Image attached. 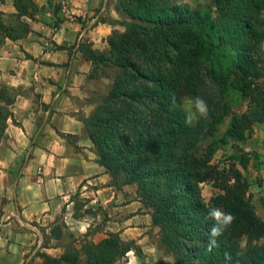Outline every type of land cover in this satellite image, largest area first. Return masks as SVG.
I'll use <instances>...</instances> for the list:
<instances>
[{
	"label": "trees",
	"instance_id": "16d2710c",
	"mask_svg": "<svg viewBox=\"0 0 264 264\" xmlns=\"http://www.w3.org/2000/svg\"><path fill=\"white\" fill-rule=\"evenodd\" d=\"M5 0H0L3 3ZM214 17L199 15L187 3L173 0H117L116 11L123 31L113 30L108 48L82 46L92 63L90 77H110L107 92L101 95L84 120L97 162L109 174L110 184H135L136 196L149 209L151 224L158 227V247L173 256L176 264H264V221L256 214L248 193V182L239 169L229 179L212 205L202 196L200 184L217 178L211 163L217 143L243 142L253 125L264 123V0H210ZM17 16H32L37 7L32 0H12ZM27 24L5 22L0 10V44L17 39ZM209 50L230 64L229 87L245 101V110L232 113L219 139L200 150L201 140L214 136L230 113V102L223 97L222 78L205 66L202 40ZM203 55V56H202ZM107 69H113L108 72ZM175 93L177 106L171 107ZM15 93L0 87V140ZM199 96L207 101V118L185 124L183 98ZM243 167V161L240 162ZM219 185L218 183H215ZM5 200L0 196V217ZM264 207V196L260 198ZM76 204V203H75ZM217 206L235 220L219 238V247L207 251L211 221L208 210ZM77 207V204L76 206ZM59 236V226L51 228ZM245 238L242 247L240 240ZM55 260L76 264H114L127 252L139 249L124 241L119 232H108L98 242L85 240L80 247L66 246ZM225 253L231 259L226 260ZM78 264V263H77Z\"/></svg>",
	"mask_w": 264,
	"mask_h": 264
},
{
	"label": "crops",
	"instance_id": "0c3cea01",
	"mask_svg": "<svg viewBox=\"0 0 264 264\" xmlns=\"http://www.w3.org/2000/svg\"><path fill=\"white\" fill-rule=\"evenodd\" d=\"M32 1L36 11L19 19L12 0L0 3L3 15L13 17L6 23L27 24L23 36L0 44V87L16 95L0 140V194L6 199L0 264H27L38 249L59 257L66 246L80 247L82 239L98 242L110 231L138 246L145 264H164V257L176 264L158 247L159 235L157 241L151 238L148 230L158 227L138 200L135 184H109L85 131L84 120L109 87L102 88L104 78L90 77L92 63L82 46L105 50L111 32L124 30L117 0ZM240 145L256 153L248 171H264V123L254 124ZM254 190L264 195V181ZM76 192L84 201L77 207ZM54 226L59 236L51 233ZM139 255L127 252L130 262Z\"/></svg>",
	"mask_w": 264,
	"mask_h": 264
},
{
	"label": "rangeland",
	"instance_id": "374dc122",
	"mask_svg": "<svg viewBox=\"0 0 264 264\" xmlns=\"http://www.w3.org/2000/svg\"><path fill=\"white\" fill-rule=\"evenodd\" d=\"M173 1H175L177 3H187L191 8L195 9L199 15H204L205 17L209 15V19L204 24H202V26L205 28L208 27V25L210 23V19L214 17V14H215L214 13V7L211 4L210 0H173ZM3 18L6 22H9L12 20L13 17L9 14H5V15H3ZM123 19H125V17H122V20ZM202 45L204 46V50H202L203 55H206L209 58L208 61H205V66L210 70V72L212 74H216L218 77L222 78V84L225 87L224 88L225 90L223 92V97L225 100H227V103L230 102V113L224 117L222 123H220L218 130L216 131L214 136H207L201 140V143L199 146L200 150H204L212 140L219 139L222 136L224 130L226 129V127L228 126V124L230 122L232 113H240L243 110H245V107H246L245 101L239 96V94H237V92L233 91L229 87V83H230L232 76H231V72H230L231 67H230V64L228 63V61L225 58L221 57L220 55L215 54V52H212L211 50H209L210 45H209L207 38L203 37ZM260 52L262 55V59L264 60V42L261 43ZM107 71L111 72V71H113V69H107ZM99 78H104L101 81V85H102L103 89L106 86L107 87L110 86V84H111V78L110 77L102 76ZM259 82L264 87V76L259 79ZM100 97H99V99H100ZM99 99H98V101H99ZM191 101H194V100L191 98H188V97L183 98L181 100L182 107L185 110L187 108H190L191 107V103H190ZM240 144H242V142L233 141V140H228L226 143H217L216 144L217 148L212 155L211 163L216 168L217 178H216L215 182L207 181V182L200 184L202 196H203V199L208 204L212 205V198L221 192L220 185L224 184L225 181H227L229 179V175L231 173L230 171L232 169H239L242 173L243 178H245L249 184L247 191L250 194V200H251V203L254 207V210H255L256 214L258 215V217L264 221V207L260 203V198L264 195L261 196L260 191L255 192V190H254L255 186L262 184V181H264V171H248L247 165L249 163V160H250L251 156H255L256 153L252 152V151H247V152L244 151ZM241 161H243V163H244L243 167L240 165ZM110 182L111 181L109 178V184H110ZM215 183H218L219 185H216ZM111 186H113V185H111ZM113 187L121 188V186H113ZM79 193L80 192H76L73 195V197L77 198L76 204L78 206L79 205L81 206V204H83L84 201L82 199L78 198ZM0 196H1V194H0ZM1 197L5 200V203L2 206L3 214L0 217V223H1L3 216H4V206L6 204V199L3 196H1ZM95 205L96 204L94 203V206ZM216 207L217 206H213V208H216ZM96 210H98V208ZM96 210H90V211L96 212ZM110 212L112 213V216H116V213L112 212V210ZM127 213L131 214V211L126 212L125 214H127ZM136 213H140V211L137 210ZM107 218H108V216H106V219ZM110 218H111V216L109 217V219ZM57 225H59V224H57ZM97 227L98 226L95 224L91 228L94 230ZM148 232H149L151 238L154 241H157L158 238L156 237V235L159 234L158 231L156 232V231H154L153 228H150L148 230ZM85 240H87V239H85ZM85 240L82 239L81 241L84 242ZM77 244H79L78 241H76V245ZM240 244L242 247L245 245V238H242L240 240ZM71 245L75 246L74 243H72ZM133 245L135 247H137V249H138V246H136L134 243H133ZM137 254L139 255L140 252L139 253L137 252ZM140 255H139L140 256L139 258H136L134 261L130 262L129 258L126 254L125 257L120 258L114 264H145V260H144L143 255L142 254H140ZM55 258H58V257L46 255L44 252H41L38 249L34 253V255L32 256V258L28 260L27 264H66V263L55 260ZM84 261H85L84 256L81 255V257L79 258L77 263L83 264ZM161 262L164 264H171L172 263L166 257L162 258Z\"/></svg>",
	"mask_w": 264,
	"mask_h": 264
},
{
	"label": "clouds",
	"instance_id": "9594fccd",
	"mask_svg": "<svg viewBox=\"0 0 264 264\" xmlns=\"http://www.w3.org/2000/svg\"><path fill=\"white\" fill-rule=\"evenodd\" d=\"M171 107L177 106V98L175 93L171 94ZM191 107L187 108L185 114V124L193 125L200 119L207 118L209 114V107L207 101L202 97L197 96L194 101H191ZM206 221H211L208 231V245L207 251L212 252L215 248L219 247V238L225 234V232L233 224L235 217L219 207L211 208L205 217ZM226 260H230L231 256L225 253Z\"/></svg>",
	"mask_w": 264,
	"mask_h": 264
}]
</instances>
